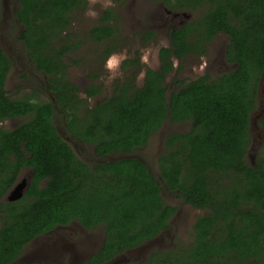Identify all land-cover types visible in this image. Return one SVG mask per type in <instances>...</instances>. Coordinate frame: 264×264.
<instances>
[{
  "label": "trees",
  "instance_id": "16d2710c",
  "mask_svg": "<svg viewBox=\"0 0 264 264\" xmlns=\"http://www.w3.org/2000/svg\"><path fill=\"white\" fill-rule=\"evenodd\" d=\"M159 1L171 13L195 15L169 30L159 67L144 71L141 86L134 83L138 71H130L110 96L88 106L101 85H90L84 99L65 77V59L82 45L67 30L87 0H17L18 39L54 100L37 93L9 97L12 61L0 47V122L27 117L13 129L0 127V264H11L35 237L73 221L104 231L101 248L85 264H104L137 248L167 230L177 211L164 201L161 185L204 213L192 226L190 244L152 251L145 264H264V160L254 167L245 161L250 113L264 78V0ZM1 6L0 0V12ZM119 23L106 8L88 30L90 41L105 44L104 57L117 49ZM219 33L228 37L225 59L235 68L215 79L178 81L168 94L173 59L205 55ZM154 36L147 31L140 39L148 43ZM125 64L139 69L136 60ZM55 106L67 132L100 159L145 147L166 120L192 127L166 136L156 159L159 182L137 158L92 164L77 158L57 134ZM260 124L264 128V115ZM25 168L31 174L23 196L5 201Z\"/></svg>",
  "mask_w": 264,
  "mask_h": 264
},
{
  "label": "rangeland",
  "instance_id": "374dc122",
  "mask_svg": "<svg viewBox=\"0 0 264 264\" xmlns=\"http://www.w3.org/2000/svg\"><path fill=\"white\" fill-rule=\"evenodd\" d=\"M16 8L17 0H2L0 47L12 61L5 90L9 97L21 98L37 93L34 97L53 101L54 96L47 89L46 76L35 70L18 39L22 27L13 17ZM106 8H113L120 20V41L116 51L108 57L101 54L105 44L94 43L87 37L88 30L97 23L100 13ZM186 15L195 14L171 13L162 7L159 0H124L122 4L114 3L113 0H87L85 9L72 14V23L67 30L80 37L82 45L65 59L66 79L78 88L79 96L84 99H86L85 90L90 85H101V92L97 96L86 99L88 106L110 96L114 87L122 82L130 71H138L134 83L136 86H141L144 71L159 67L158 52L161 47L169 45V30L180 26L185 21ZM147 31L153 32L155 36L153 41L145 43L146 41L140 39V34ZM227 43L228 37L219 33L208 45L205 55L186 56L182 61L173 59V72L165 79L168 94L179 88L176 84L178 81L186 84L203 75L215 79L219 75L232 71L235 64L225 59ZM129 59L136 60L139 69L135 65L125 64ZM123 65L125 69L128 68V71L122 69ZM262 86L260 82L257 104L250 113L249 121L250 143L245 161L252 167L257 165L259 159L264 160V128L260 124L264 110ZM54 110L53 121L57 134L70 145L76 157L88 164L100 161L92 146L73 139L64 126L61 111L56 106ZM25 118L27 117L7 119L0 122V127L13 129L24 122ZM191 127L190 121L173 123L166 120L158 131L150 136L145 147L135 149L130 155L145 163L148 172L161 182L156 159L165 152L166 136L174 132L186 133ZM118 156L111 155L108 158ZM30 174V169H23L15 184L24 180L28 181ZM161 195L166 203L177 207V211L169 221L168 229L143 245L118 255L104 264H145L152 251H169L191 243L192 226L204 211L184 203L163 185H161ZM103 237L104 231L101 226L86 229L73 221L66 226H57L53 231L35 237L11 264H85L89 257L101 248Z\"/></svg>",
  "mask_w": 264,
  "mask_h": 264
},
{
  "label": "water",
  "instance_id": "95a60500",
  "mask_svg": "<svg viewBox=\"0 0 264 264\" xmlns=\"http://www.w3.org/2000/svg\"><path fill=\"white\" fill-rule=\"evenodd\" d=\"M1 3H2V0H1ZM190 17H191V15H186L185 16V18H186L185 21L188 20ZM185 21L182 24H184ZM182 24H180V25H182ZM261 82L264 85V78L263 77H262ZM261 88H262V90H261V92H262L263 91V86ZM117 155H119V154H117ZM130 157L134 158L131 155H119L116 158H110V157L108 158V156H106L104 158H101L100 161H98V162H106V161H112V160L124 159V158H130ZM27 185H28V181H25V180L23 182L19 183V184H15L11 188V190L9 191L8 195L4 198L5 201H15V200L20 199L23 196V194H24V192H25V190L27 188Z\"/></svg>",
  "mask_w": 264,
  "mask_h": 264
},
{
  "label": "flooded vegetation",
  "instance_id": "af4514ba",
  "mask_svg": "<svg viewBox=\"0 0 264 264\" xmlns=\"http://www.w3.org/2000/svg\"><path fill=\"white\" fill-rule=\"evenodd\" d=\"M162 5V4H161ZM163 7V6H162ZM28 57V56H27ZM262 94L264 95V85H263V91H262ZM262 116L264 115V110H263V112H262V114H261ZM262 116H261V118H262ZM260 118V119H261ZM28 181H29V179H28ZM56 228V227H55ZM51 231H53V230H51ZM50 231V232H51ZM47 233H49V232H47ZM46 234V233H45ZM103 244V243H102ZM90 258V257H89Z\"/></svg>",
  "mask_w": 264,
  "mask_h": 264
}]
</instances>
